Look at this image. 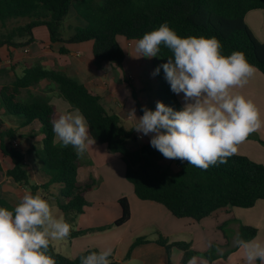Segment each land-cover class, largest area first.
<instances>
[{"label": "trees", "instance_id": "1", "mask_svg": "<svg viewBox=\"0 0 264 264\" xmlns=\"http://www.w3.org/2000/svg\"><path fill=\"white\" fill-rule=\"evenodd\" d=\"M254 10H264V0H0V25L5 26L10 19L30 20L24 27L16 28L3 36L0 48L27 47L35 42L34 29L45 26L52 43L93 42V56L97 62L123 69L126 55L118 37L124 36L128 41H137L145 33L166 22L181 37H216L222 44L221 53L225 56L233 51H242L248 62L264 75V44L256 39L245 21L246 15ZM71 11L76 13L84 25L76 27L70 37L65 39L62 29ZM16 38L20 41L16 42ZM61 53L66 54L67 50L62 47ZM172 56L173 53L161 45L158 67L167 63ZM156 77L160 102L174 110H180L183 106L171 91L162 67ZM44 80L54 83L61 97L72 109L78 108L82 112L95 142L105 145L110 152L122 157L126 164V180L133 186L140 200L164 206L176 219H191L198 223L219 210L230 207L250 209L258 201L264 200V165L246 156L234 154L226 163L212 165L207 170L177 159L179 170L172 172L162 166L163 155L150 143L138 149H130L128 142L136 139L135 129H125L120 117L109 114L103 107L101 98L92 94L80 80L65 72L47 70L36 65L26 69L22 77L4 86L0 91V98L9 115L23 118L21 127L34 122L40 123L44 135L43 170L48 177L47 182L41 186L31 184L26 156L14 145L17 130L2 129L1 123L0 150L4 157L12 161L13 167L6 172V176L14 183L30 188L33 194L40 190L48 192L54 185L61 186V199L56 202L65 220L72 225L71 234L67 238L69 241L106 228L92 231L73 229L75 218L88 205L86 195L95 188L96 182L91 180L79 183V157L71 146L65 148L56 142L52 130L55 110L50 101L41 96L33 97L30 102L22 101L25 90ZM134 98L143 115L135 90ZM1 188L0 185V192ZM119 204L122 215L113 224L114 227L125 225L132 215L127 198L121 199ZM0 207L10 210L13 208L1 194ZM257 235L258 230L254 227L240 228V239L253 240ZM148 243L150 241L146 238L136 239L127 259L137 246ZM156 243L168 251L173 248L181 250V264H187L190 258L200 255L187 242H170L160 236ZM93 251L99 250L91 248L72 259L58 253L52 242L48 249L56 264H80V258ZM217 253V246L214 245L202 255L214 262L219 258ZM109 260L110 264H120L113 256Z\"/></svg>", "mask_w": 264, "mask_h": 264}, {"label": "crops", "instance_id": "2", "mask_svg": "<svg viewBox=\"0 0 264 264\" xmlns=\"http://www.w3.org/2000/svg\"><path fill=\"white\" fill-rule=\"evenodd\" d=\"M245 21L256 39L264 44V10L249 12ZM42 27L46 29H41L40 32L39 27L34 29L35 42L29 46L0 48V91L4 86L22 77L26 69L36 65L47 70L62 71L80 80L92 94L99 96L105 110L109 114L119 116L121 125L125 129H134L136 119L142 116L134 98V90L142 108L150 110L153 105L149 95L152 92L151 84H158L156 75H152L155 65L151 69L150 64L143 60V56L137 58L139 55L135 50L137 41H128L124 36L118 37V42L126 55L123 69H119L109 63H100L95 60L93 42L52 43L47 27L40 26ZM62 47L67 50L66 54L61 53ZM235 91L254 101L260 110L261 119L264 120V75L262 72L257 69L248 84ZM25 92L32 95L30 97L41 96L48 99L55 110L54 119L66 111L74 110L61 97L58 87L49 81L44 80L25 90L22 98ZM177 97L183 106L185 103L183 93ZM133 110H135L136 119L131 114ZM0 123L3 125L2 129H16L17 134L22 131L21 136L27 137L26 152L33 153L35 146L30 130L32 126H36L42 134L39 122L21 128L7 127L2 120ZM138 135L143 136L136 132V137ZM89 137L93 140L90 131ZM43 139L42 134L39 141L42 143ZM22 140L23 138L17 137L14 140L21 150ZM56 142L61 144L57 138ZM236 154L264 165V126L240 144ZM26 162L30 171L31 184L41 186L46 183L48 177L43 170L44 164L41 162L40 165L30 166L28 158ZM79 162V183L84 184L94 180L96 186L86 195L88 205L84 212L75 218L73 229L76 231L106 229L88 233L71 241L67 238L51 241L55 250L68 258H76L91 248L99 251L110 248L111 256L120 264H181L183 258L181 250L173 248L168 251L156 243L159 237L163 236L170 242L190 243L192 249L200 254L196 256L197 264H204V261L207 264H246L243 251L234 243L236 238H239L240 228L242 226L256 228L258 235L253 240L264 243V200L258 201L250 209L230 207L219 210L199 223L191 219H176L164 206L140 200L134 188L123 185V178H126V164L120 155L110 152L105 145L94 142L88 151L79 157ZM0 165L2 167L0 173L5 176L6 172L13 167L10 158L4 157L1 150ZM7 179L6 185L1 188L2 197L14 207L22 198L24 189L28 187H22L8 177ZM0 185L3 184L0 182ZM52 189L53 186L48 192L43 191L42 197L51 201ZM41 192L42 190L38 191V193ZM123 198H127L130 204L131 219L121 227H114L113 224L122 215L119 201ZM53 204L57 206L56 201ZM58 217L65 219L64 215ZM138 238H146L150 243L137 246L131 257L127 259L131 246ZM214 245L221 251H217L219 258L210 262L202 254L208 252ZM256 264L260 262L257 261Z\"/></svg>", "mask_w": 264, "mask_h": 264}, {"label": "clouds", "instance_id": "3", "mask_svg": "<svg viewBox=\"0 0 264 264\" xmlns=\"http://www.w3.org/2000/svg\"><path fill=\"white\" fill-rule=\"evenodd\" d=\"M161 45L173 56L160 67L171 91L183 93L185 103L177 111L158 101L154 111L144 108L139 119L133 110L135 131L152 134L150 145L166 159L187 161L202 170L226 163L240 144L264 126L254 101L235 91L244 88L257 69L242 51L223 55L216 37H181L166 22L137 40V58L157 57ZM52 130L62 146H71L78 157L95 142L78 108L54 119ZM71 229L69 222L53 214L48 200L25 188L11 210L0 207V264H56L48 252L50 242L68 238ZM234 243L243 251L246 264H264V243L240 238ZM111 255L110 248L93 251L82 256L80 264H110ZM197 259L192 257L187 264H197Z\"/></svg>", "mask_w": 264, "mask_h": 264}, {"label": "rangeland", "instance_id": "4", "mask_svg": "<svg viewBox=\"0 0 264 264\" xmlns=\"http://www.w3.org/2000/svg\"><path fill=\"white\" fill-rule=\"evenodd\" d=\"M29 22H30L29 19H10V20H8V22L6 23L5 26L0 25V39H2L3 36H5V35L10 34L11 31H13L14 29L19 28V27H24ZM83 25H84V22L77 17V15L74 11H71L70 15L65 19V22H64V26L62 29L63 37L65 39H68L76 27L83 26ZM41 29H46V28H44V27L40 28L39 27L38 31L40 32ZM15 41L19 42L20 39L16 38ZM143 60L145 62H148V64H150L151 69H153V65H155V69H156L159 65V62H160L158 56L153 57V58L143 57ZM130 89H132V88H130ZM151 90H152V92L149 93V95H150L151 100L153 101V105L150 108V110L154 111L156 108V103L158 101L160 102V98H161L160 92L158 90V84L152 83L151 84ZM30 96H32V95L28 94V92H25L24 96H23L24 98H21V99L24 102H30L33 98ZM136 113H137V115H139V112L137 109H136ZM0 119L3 121L5 126L10 127V128H19V127L21 128L22 123H23V118H21L20 116H11L6 112L5 106H4L1 98H0ZM30 131L33 134L32 141H33V145L35 146V150L33 151L32 154H28L26 152L25 144H26L27 137L21 136L22 131L18 132L16 137L17 138H23L22 150H23L26 158L29 159L30 166L40 165V163L42 161H43L42 163L44 164L45 154L42 150V143H41V141H39V138L42 134L40 133V131H38L36 126H32ZM151 135L152 134H149L148 136L143 135L142 139H139L138 137H136V139L130 140L128 142V147L130 149L134 150V149L140 148L141 146H143L145 144L150 143ZM6 142H7V140H6ZM161 164L164 168H168L172 172H177L179 170V165H178L177 159H166L163 157ZM7 181H8L7 177L4 174L0 173V182L3 184V185H1L2 187H4L6 185ZM123 182H124L123 185H128L131 188H133V186L126 180V178H123ZM52 191H53V194L51 197V201H48V202L52 206L53 214L57 217L62 216L63 213L60 211V209L57 206H55L53 204V202L57 201V199H59V200L61 199V196H60L61 195V186L60 185H54ZM0 194H1V196H3L2 191L0 192ZM39 194L42 196L43 191Z\"/></svg>", "mask_w": 264, "mask_h": 264}, {"label": "built area", "instance_id": "5", "mask_svg": "<svg viewBox=\"0 0 264 264\" xmlns=\"http://www.w3.org/2000/svg\"><path fill=\"white\" fill-rule=\"evenodd\" d=\"M1 125V124H0ZM139 139H142L143 138V136L142 135H138L137 136ZM14 145L17 147V145L14 143Z\"/></svg>", "mask_w": 264, "mask_h": 264}]
</instances>
